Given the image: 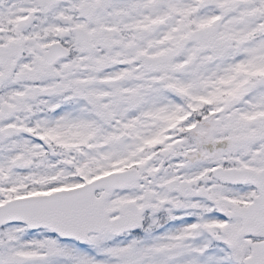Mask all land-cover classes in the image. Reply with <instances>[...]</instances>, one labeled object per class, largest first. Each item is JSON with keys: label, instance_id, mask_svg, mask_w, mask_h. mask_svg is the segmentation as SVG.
<instances>
[{"label": "snow or ice", "instance_id": "6c2138e0", "mask_svg": "<svg viewBox=\"0 0 264 264\" xmlns=\"http://www.w3.org/2000/svg\"><path fill=\"white\" fill-rule=\"evenodd\" d=\"M0 264H264V0H0Z\"/></svg>", "mask_w": 264, "mask_h": 264}]
</instances>
